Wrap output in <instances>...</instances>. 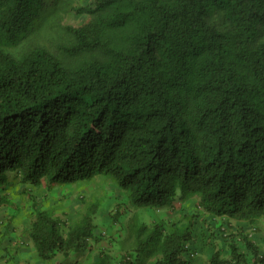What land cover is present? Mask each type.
Instances as JSON below:
<instances>
[{"label":"trees","instance_id":"16d2710c","mask_svg":"<svg viewBox=\"0 0 264 264\" xmlns=\"http://www.w3.org/2000/svg\"><path fill=\"white\" fill-rule=\"evenodd\" d=\"M56 1L0 0V218L19 209L17 180L54 189L103 176L134 207L190 205L184 225L138 224L121 264H193L199 214L223 241L205 264H264L250 231L264 220V0H85L61 53L15 55ZM32 206L43 260L103 239L97 203L67 232Z\"/></svg>","mask_w":264,"mask_h":264},{"label":"rangeland","instance_id":"374dc122","mask_svg":"<svg viewBox=\"0 0 264 264\" xmlns=\"http://www.w3.org/2000/svg\"><path fill=\"white\" fill-rule=\"evenodd\" d=\"M85 4V0H57L52 5L51 11L41 20L37 27L18 45L10 50L18 55L20 52L34 45L45 46L56 53H61V44L66 42V25H79L88 17V13H78L76 10ZM14 204L19 206L13 212L11 206L4 215L15 214L11 222H4L0 218V250L12 252L15 249L27 251L30 243L34 246L28 229L35 217L36 208L51 209L55 215L66 223L65 232L79 222L83 214L93 203H97L95 222L103 239L94 242L92 248L83 253H70L68 256L58 253V259H64L69 264H121L120 255L134 253V228L143 222L153 225L161 220L168 224L182 222L185 224L187 217L185 212H191L190 205L182 211L177 204L176 209H152L134 207L128 198L126 191L120 188L115 180L98 176L81 184L57 186L54 189L23 185L19 180L12 183L8 190ZM193 208H195L193 206ZM122 211V214L120 212ZM195 211V210H194ZM199 219L194 226L192 248L196 251L193 264H205L212 252V244L217 248L223 246V241L215 231L210 216L199 214ZM6 220V219H5ZM63 223V224H64ZM4 225V226H2ZM212 225V226H211ZM253 238L264 250V220L258 222L257 228L251 227ZM215 231V232H214ZM30 241V242H29ZM20 247H23L19 249ZM32 247V246H30ZM39 258L38 256H36ZM130 264H148L154 257H141ZM53 262V260H51Z\"/></svg>","mask_w":264,"mask_h":264},{"label":"crops","instance_id":"0c3cea01","mask_svg":"<svg viewBox=\"0 0 264 264\" xmlns=\"http://www.w3.org/2000/svg\"><path fill=\"white\" fill-rule=\"evenodd\" d=\"M1 211H3V208L0 209V213ZM1 220L3 221L4 219H1ZM5 221L7 222V218ZM21 248L23 247H20L19 249ZM1 251L2 250H0V264H69L64 259L62 260L58 259V254L52 259L53 262H51V260L41 259L37 253V250L32 245V243H30L27 251L25 252L24 250L18 251V249H15L12 252L6 251V253H1ZM62 254H65V253H62ZM36 256H38L39 258H37Z\"/></svg>","mask_w":264,"mask_h":264}]
</instances>
